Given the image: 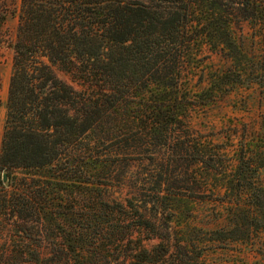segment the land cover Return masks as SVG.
I'll use <instances>...</instances> for the list:
<instances>
[{
    "label": "trees",
    "instance_id": "16d2710c",
    "mask_svg": "<svg viewBox=\"0 0 264 264\" xmlns=\"http://www.w3.org/2000/svg\"><path fill=\"white\" fill-rule=\"evenodd\" d=\"M12 49L0 264H208L236 243L264 260V137L194 125L264 88V0H20Z\"/></svg>",
    "mask_w": 264,
    "mask_h": 264
},
{
    "label": "rangeland",
    "instance_id": "374dc122",
    "mask_svg": "<svg viewBox=\"0 0 264 264\" xmlns=\"http://www.w3.org/2000/svg\"><path fill=\"white\" fill-rule=\"evenodd\" d=\"M20 8V0H0V149L1 141L4 131V121L6 115V101L8 96L9 79L12 71L13 61V44L16 42V33L18 27V15ZM208 64L214 66H221L218 57L210 55ZM245 103V111H236L233 109L241 108ZM229 117L243 118L244 122H247L253 126L259 136L264 137V88L253 86L246 90L244 88L234 90L219 104V107L209 112L206 121H195V128L203 129V123L207 126L206 132H208L215 143L225 142L226 130L223 129L224 123ZM236 144V141H234ZM2 172H0V182H2ZM260 181L264 186V168L260 171ZM210 194V193H209ZM203 195L198 193L193 195L192 198L194 204V223L198 225L206 224L209 227H213V219L218 218L219 213L212 208L210 200L214 198L211 194ZM214 210V211H213ZM138 239V237H136ZM252 245L258 246L260 240L252 237ZM3 239L0 237V252L3 248L7 249L8 253H12L11 241L8 244L1 246ZM10 243V244H9ZM156 240H142V245L150 249L155 246ZM36 248H39L41 255L47 254L50 251L47 243L42 242L37 244L34 242ZM250 246L241 245L239 243L231 244L228 249H217L211 252L207 256L208 264H264V260L256 253L249 252ZM249 252V253H248Z\"/></svg>",
    "mask_w": 264,
    "mask_h": 264
},
{
    "label": "water",
    "instance_id": "95a60500",
    "mask_svg": "<svg viewBox=\"0 0 264 264\" xmlns=\"http://www.w3.org/2000/svg\"><path fill=\"white\" fill-rule=\"evenodd\" d=\"M2 180H3V182L6 181V175H3V176H2Z\"/></svg>",
    "mask_w": 264,
    "mask_h": 264
}]
</instances>
